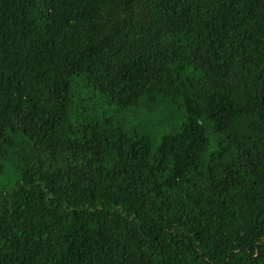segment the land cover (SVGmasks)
<instances>
[{"label": "trees", "instance_id": "16d2710c", "mask_svg": "<svg viewBox=\"0 0 264 264\" xmlns=\"http://www.w3.org/2000/svg\"><path fill=\"white\" fill-rule=\"evenodd\" d=\"M0 264H264V0H0Z\"/></svg>", "mask_w": 264, "mask_h": 264}, {"label": "rangeland", "instance_id": "374dc122", "mask_svg": "<svg viewBox=\"0 0 264 264\" xmlns=\"http://www.w3.org/2000/svg\"><path fill=\"white\" fill-rule=\"evenodd\" d=\"M7 182H8V181H7ZM3 183H5V184H6V186H9V185H10V184L8 185V184L6 183V181H4ZM8 183H9V182H8Z\"/></svg>", "mask_w": 264, "mask_h": 264}]
</instances>
